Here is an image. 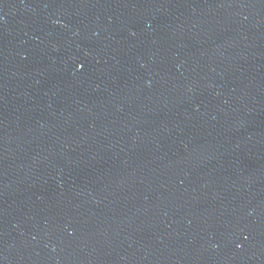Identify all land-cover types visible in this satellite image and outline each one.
<instances>
[{
  "label": "water",
  "instance_id": "1",
  "mask_svg": "<svg viewBox=\"0 0 264 264\" xmlns=\"http://www.w3.org/2000/svg\"><path fill=\"white\" fill-rule=\"evenodd\" d=\"M0 264H264V0H0Z\"/></svg>",
  "mask_w": 264,
  "mask_h": 264
}]
</instances>
